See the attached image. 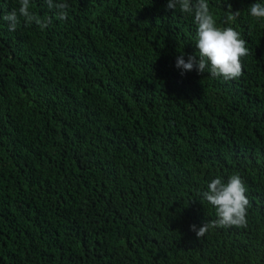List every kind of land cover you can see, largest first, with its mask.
Returning a JSON list of instances; mask_svg holds the SVG:
<instances>
[{
	"label": "trees",
	"instance_id": "1",
	"mask_svg": "<svg viewBox=\"0 0 264 264\" xmlns=\"http://www.w3.org/2000/svg\"><path fill=\"white\" fill-rule=\"evenodd\" d=\"M10 31L0 0V264H264V20L255 0H209L247 41L243 75L175 67L193 17L168 0H30ZM59 3L61 0H53ZM264 3V0H260ZM228 4L240 16L224 24ZM198 58V57H197ZM238 173L247 226L197 195Z\"/></svg>",
	"mask_w": 264,
	"mask_h": 264
},
{
	"label": "clouds",
	"instance_id": "2",
	"mask_svg": "<svg viewBox=\"0 0 264 264\" xmlns=\"http://www.w3.org/2000/svg\"><path fill=\"white\" fill-rule=\"evenodd\" d=\"M49 9L56 10V19L68 18L69 4L66 0L54 3L46 0ZM167 9H178L180 12L193 17L196 27L195 47L198 52L188 55L180 52L175 61V67L180 69L181 75L186 72H207L212 78H223L225 81L238 79L243 75L242 57L249 55L247 41L229 22L235 21L240 16V10L232 11L228 4L224 24H218L215 14L210 8L209 0H168ZM251 17L264 20V3L255 0L248 7ZM23 17L26 25L35 23L41 30L51 23V17H40L31 10L30 0H19V9L3 15V20L8 22L9 30L15 31ZM198 57V58H197ZM245 181L238 173L230 175L225 181L223 177L216 176L206 185V190L198 192L202 200L207 201L214 209L216 219L206 220L201 226H190L197 238H203L210 229L216 228H243L247 226L248 209L251 202L246 195Z\"/></svg>",
	"mask_w": 264,
	"mask_h": 264
}]
</instances>
